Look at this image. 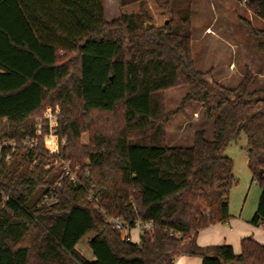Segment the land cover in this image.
<instances>
[{
    "label": "trees",
    "instance_id": "obj_1",
    "mask_svg": "<svg viewBox=\"0 0 264 264\" xmlns=\"http://www.w3.org/2000/svg\"><path fill=\"white\" fill-rule=\"evenodd\" d=\"M242 1L264 20V0ZM154 2L168 16L159 26L145 24L144 8L106 20L103 0H0V141L14 143L0 150V264H173L179 256L264 264V243L252 237L240 239L238 253L196 242L199 230L229 219L234 180L224 149L240 134L260 189L249 223L264 230V89L249 91L248 71L233 88L197 71L190 0ZM180 87L187 92L165 110L162 93ZM187 102L212 120V139L196 130L190 146L169 147L166 124ZM47 105L58 106L64 139L54 155L42 137L23 143ZM54 158L70 162L74 177ZM115 218L152 229L133 243ZM89 232L91 261L75 249Z\"/></svg>",
    "mask_w": 264,
    "mask_h": 264
},
{
    "label": "rangeland",
    "instance_id": "obj_2",
    "mask_svg": "<svg viewBox=\"0 0 264 264\" xmlns=\"http://www.w3.org/2000/svg\"><path fill=\"white\" fill-rule=\"evenodd\" d=\"M104 4L108 20L117 18L120 12H137L140 8L146 9L149 14L150 18L146 25L159 26L168 19L154 0L136 1L121 8L118 6V0H104ZM190 26V51L197 71L210 70L211 77L227 88L235 87L248 71L253 79L256 77L249 91L264 89V36L254 35L250 31V29L264 30V20L252 13L245 6L244 1L190 0ZM249 64L256 76L249 69ZM186 92V87L164 91L162 99L165 110L176 107ZM193 110L200 111L198 118L192 119ZM182 124H185L183 130ZM196 130H202L206 140L212 139V120L204 114L199 105L188 102L183 110L166 124V145L169 147L190 146ZM86 139V134H82L81 143H85ZM246 149L247 140L244 134H240L224 149V155L232 160L234 180L228 192L229 219L227 221L236 219L255 227L249 223V220L255 212L260 189L251 179L247 167ZM92 237L93 233L89 232L75 245L78 253L90 261L94 259L88 246V240Z\"/></svg>",
    "mask_w": 264,
    "mask_h": 264
},
{
    "label": "crops",
    "instance_id": "obj_3",
    "mask_svg": "<svg viewBox=\"0 0 264 264\" xmlns=\"http://www.w3.org/2000/svg\"><path fill=\"white\" fill-rule=\"evenodd\" d=\"M103 4H104V0H103ZM104 17L106 20H108L106 18L105 4H104ZM228 68L230 71L232 70L229 65ZM249 69L252 70L250 64H249ZM252 72L255 75L254 70H252ZM255 78L253 79V82ZM253 82L250 84L249 87H251ZM199 113L200 111L198 112V110H193L192 119L198 118L200 115ZM184 128H185V124H182L181 129L183 130ZM259 228L260 227H256V226L251 227L236 219H231L225 223H215L199 230L196 236V242L199 246L229 244L232 247L234 253H238L240 250L239 241L243 237H252L258 243H264V230L261 231ZM139 234L140 233L136 229H129L128 231V237L130 241L133 243H138ZM173 264H201V259L196 256H179L173 261Z\"/></svg>",
    "mask_w": 264,
    "mask_h": 264
},
{
    "label": "built area",
    "instance_id": "obj_4",
    "mask_svg": "<svg viewBox=\"0 0 264 264\" xmlns=\"http://www.w3.org/2000/svg\"><path fill=\"white\" fill-rule=\"evenodd\" d=\"M59 113V108L57 106L45 107L44 112L41 116H38L34 119L33 123V139L26 140L23 143L28 147L31 148L34 144V139L37 137H42L43 142H45L44 146L45 149L48 151L49 154H57L58 150L61 145L64 144V139H59L57 136V115ZM11 146L14 147V143L10 141L2 140L0 141V150L2 147L5 146ZM6 159H8V156H6ZM60 163L62 165V170L64 172V175L74 177V173L71 170L70 162L63 161L58 158H54L53 164ZM44 202L47 201L45 198L43 200ZM111 223L113 224V227L117 230H122L124 233L128 236L129 229H136L139 233L142 231H150L152 229V224L150 222H140L135 221L133 224V227L126 228L123 225V222L119 219H110ZM129 238V237H128Z\"/></svg>",
    "mask_w": 264,
    "mask_h": 264
},
{
    "label": "water",
    "instance_id": "obj_5",
    "mask_svg": "<svg viewBox=\"0 0 264 264\" xmlns=\"http://www.w3.org/2000/svg\"><path fill=\"white\" fill-rule=\"evenodd\" d=\"M166 22V21H165ZM148 26L150 25V24H147Z\"/></svg>",
    "mask_w": 264,
    "mask_h": 264
}]
</instances>
